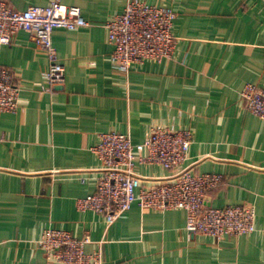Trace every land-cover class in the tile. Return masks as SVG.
<instances>
[{"label":"crops","instance_id":"1","mask_svg":"<svg viewBox=\"0 0 264 264\" xmlns=\"http://www.w3.org/2000/svg\"><path fill=\"white\" fill-rule=\"evenodd\" d=\"M127 1L63 0L89 26L53 32L65 66L60 86L28 32L0 43V65L20 88L18 111L0 112V264H58L38 244L50 227L90 235L86 251L101 248L103 264H264V121L240 94L247 83L264 88V0H146L178 14L177 49L125 75L112 67L104 25ZM50 2L8 0L17 10ZM154 126L193 131L186 168L223 176L207 204L254 206L253 233L220 241L190 233L183 209L135 203L109 227L103 214L78 209L77 199L96 191L102 161L92 148L101 135L126 133L138 145ZM136 171L153 185L178 169Z\"/></svg>","mask_w":264,"mask_h":264},{"label":"built area","instance_id":"2","mask_svg":"<svg viewBox=\"0 0 264 264\" xmlns=\"http://www.w3.org/2000/svg\"><path fill=\"white\" fill-rule=\"evenodd\" d=\"M178 14L170 7L157 6L146 0H128L122 14L104 25L107 42L113 47L112 67L128 75L135 65L149 61L173 59L177 39L173 26ZM89 26L78 6H66L63 0H51L46 6L17 10L8 0H0V43H12L15 34L28 32L36 45L49 57L46 77L53 85L65 82V66L58 60L53 44L55 29L78 30ZM241 97L247 109L264 121V88L247 83ZM20 88L11 69L0 65V112L15 113L20 104ZM194 133L190 129L152 127L141 144H134L126 133L108 132L92 151L102 161L96 178V191L77 199L80 211L92 210L106 217L108 227L137 203L141 210L183 209L187 213L186 229L190 233L210 236L220 241L240 237L256 230L257 211L251 205L216 208L207 204L209 193L218 187L223 176L216 173L196 174L186 168ZM139 152V153H137ZM157 165L178 171L153 185H144L137 166ZM90 235L77 238L62 229L47 228L38 244L49 263L103 264L101 248L86 251Z\"/></svg>","mask_w":264,"mask_h":264}]
</instances>
